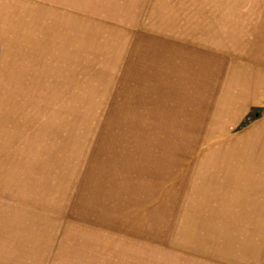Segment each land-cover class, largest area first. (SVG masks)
Segmentation results:
<instances>
[{
  "label": "rangeland",
  "instance_id": "374dc122",
  "mask_svg": "<svg viewBox=\"0 0 264 264\" xmlns=\"http://www.w3.org/2000/svg\"><path fill=\"white\" fill-rule=\"evenodd\" d=\"M0 264H264V0H0Z\"/></svg>",
  "mask_w": 264,
  "mask_h": 264
}]
</instances>
